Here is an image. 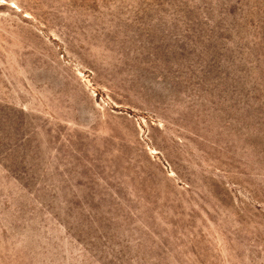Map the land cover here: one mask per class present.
<instances>
[{"label": "rangeland", "instance_id": "obj_1", "mask_svg": "<svg viewBox=\"0 0 264 264\" xmlns=\"http://www.w3.org/2000/svg\"><path fill=\"white\" fill-rule=\"evenodd\" d=\"M0 264H264V0H0Z\"/></svg>", "mask_w": 264, "mask_h": 264}]
</instances>
